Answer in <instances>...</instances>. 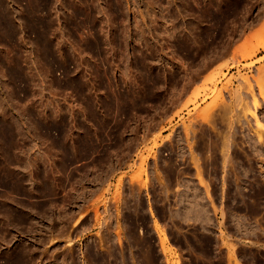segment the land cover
<instances>
[{
	"label": "rangeland",
	"instance_id": "rangeland-1",
	"mask_svg": "<svg viewBox=\"0 0 264 264\" xmlns=\"http://www.w3.org/2000/svg\"><path fill=\"white\" fill-rule=\"evenodd\" d=\"M262 65L264 0H0V264H264Z\"/></svg>",
	"mask_w": 264,
	"mask_h": 264
},
{
	"label": "bare ground",
	"instance_id": "bare-ground-1",
	"mask_svg": "<svg viewBox=\"0 0 264 264\" xmlns=\"http://www.w3.org/2000/svg\"><path fill=\"white\" fill-rule=\"evenodd\" d=\"M39 2H40V1H39ZM30 21H31V20H30ZM252 50H253V49H252ZM253 51H254V50H253ZM255 51H256V50H255ZM250 53H252V51L249 52L248 54H250ZM257 60H258V59H257ZM260 67H262V68L259 69ZM260 67L257 68V69H259V70H257V71H259V74L257 73L258 75L254 76L255 78L252 76L250 79H253V80H251V81L254 82L256 88H257L258 90H261L260 92H257L258 95H259V94H262V95H260V97H261V96L264 97V93L262 92V91H264V90H263V89H264V68H263L264 65H262V66H260ZM255 74H256V73H255ZM247 77H248V76H247ZM247 77H246V75H245V76H242V77H240V80H241V82H242L243 84H245L243 87H245V86H246L247 88L249 87V89H250L251 91L249 90L250 92H249V91H248V92H249L251 95H254V94H252V93H254V92H253V89H251L252 87H251V84H250V80H248L249 78H247ZM242 83H241V84H242ZM254 84H253V85H254ZM247 85H248V86H247ZM246 87H245V88H246ZM241 88H242V87H241ZM240 90H241V89H240ZM235 91H236V90H234V92H235ZM254 91H255V90H254ZM261 92H262V93H261ZM227 93H228V91H227ZM236 94H237V91H236ZM229 96H230V95H229ZM263 97H261V98H263ZM250 98H251V97H250ZM254 98L256 99V96H255V95L252 96V99H251V100H252V101L254 100V101H253V104L251 103V106L253 105L252 108L255 110V108H256V107H255V104H256V102H257V99L255 100ZM257 98H258V96H257ZM235 99H236V97H235ZM243 99H244V98H243ZM258 99H259V98H258ZM239 100H240V99H239ZM237 101H238V100H237ZM241 101H242V100H241ZM252 101H251V102H252ZM255 101H256V102H255ZM243 102H244V101H243ZM249 102H250V101H249ZM254 102H255V104H254ZM240 103H241V102H240ZM257 103H258V102H257ZM245 105H246V104H245ZM256 105H258V104H256ZM207 106H208V105H207ZM221 106H222V105H221ZM221 106H220V107H221ZM223 106H224V105H223ZM228 106H229V105H228ZM234 106H235V104H234ZM242 106H243V105H242ZM248 106H249V105H248ZM220 107H219V108H220ZM225 107H226V106H225ZM240 107H241V106H240ZM244 107L246 108V110L249 109V110H248V111H250V112H249V115L253 117V119H254L253 122L255 123L254 125H255V126H262L261 122L259 121L260 119H259V118L257 117V115L255 114V111H254V110H251L249 107L247 108V106H244ZM219 108H218V109H219ZM245 108H244V109H245ZM201 109H202V108H201ZM201 109H199V111H200ZM205 109H206V108H205V106H204V110H205ZM226 109H227V108H226ZM228 109H229V108H228ZM224 110H225V109H224ZM240 110H242V109H240ZM246 110H245V111L242 110V112H243V111L246 112ZM201 112H202V110H201ZM215 112H216V111H215ZM215 112H214V113H215ZM203 113H204V111H203ZM229 113H230V112H229ZM212 114H213V113H212ZM179 116H181V115H179ZM214 116H215V115H214ZM219 116H220V115H219ZM235 116H236V114H235ZM208 117H209V116H208ZM210 117H211V116H210ZM216 118H218V117H216ZM240 118H241V117H240ZM211 119H212V118H211ZM209 120H210V119H209ZM219 121H220V120H219ZM228 121H229V120H228ZM228 121H227V122H228ZM234 121H235V120H234ZM237 121H238V120H237ZM208 122H209V121H208ZM220 123H221V122H220ZM212 124H213V123H212ZM212 124H211V125H212ZM225 124H227V123H225ZM229 124H230V122H229ZM227 125H228V124H227ZM227 125H226V126H227ZM230 126H231V125H230ZM232 126H233V125H232ZM223 128H224V126H223ZM225 128H226V127H225ZM232 128H233V127H232ZM258 128H260V127H257V129H258ZM215 129H216V128H215ZM192 130H193V129H192ZM255 130H256V128H255ZM255 130H254V132L257 131V130L255 131ZM259 130H260V129H258V131H259ZM260 131L262 132V130H260ZM260 131H259L258 133H260ZM254 132H253V133H254ZM192 134H193V133H192ZM231 134H232V131H231ZM259 135H260V136H258V138H259V137L261 138L262 133H260ZM185 136H186V135H185ZM185 136H184V137H185ZM188 136H189V135H188ZM197 136H198V135H197ZM256 136H257V132H256ZM256 136H255V137H256ZM231 137H232V136H231ZM214 138H215V137H214ZM224 138H225V137H224ZM258 138H257V140H259ZM192 139H193V138H192ZM220 139H221V138H220ZM225 139H226V138H225ZM213 140H214V139H213ZM263 140H264V139H263ZM182 141H183V140H182ZM210 141H211V140H210ZM217 141H218V140H217ZM224 141H225V140H224ZM188 142H189V141H188ZM225 142H226V141H225ZM232 142H233V141H232ZM259 142H260V140H259ZM189 143H190V142H189ZM189 143H188V144H189ZM195 143H196V142H195ZM221 143H222V142H221ZM221 143H220V147H221L222 150L224 151V148L222 147L223 145L221 146ZM261 143H262V142H261ZM223 144H224V143H223ZM229 145H230V144H229ZM204 146H205V144H204ZM214 146H215V145H214ZM224 146H225V144H224ZM187 148H189V147H187ZM198 148H199V147H198ZM212 148H213V147H212ZM221 148L219 149L220 151H221ZM225 148H226V147H225ZM226 149H227V148H226ZM226 149H225V151H226ZM219 150H217V151H219ZM212 151H213V150H212ZM215 151H216V150H215ZM189 152H190V150H189ZM196 152H197V151H196ZM200 152H201V151H200ZM227 152H228V151H227ZM218 153H219V152H218ZM189 154L191 155V154H193V153H189ZM211 154H212V153H211ZM220 154H221V156H222V152H221ZM220 154H219V156H220ZM224 154L227 155L226 152H225ZM213 155H214V153H213ZM226 155H225V156H226ZM140 156H141V155H140ZM228 156H229V155H228ZM192 158H193V157H192ZM225 158H226V157H225ZM223 159H224V158H223ZM223 159H222V160H223ZM227 159H228V158H227ZM194 160H195V159H194ZM197 160H198V159H197ZM210 160H211V158H210ZM211 161H212V160H211ZM193 163H196V164H197V162H195V161H194ZM224 163H225V160L223 161V163L220 162V164H224ZM196 164H194V165H196ZM202 164H203V162H202ZM229 165H230V164H229ZM195 167H196V166H195ZM224 167H226V166H224ZM203 168H204V167H203ZM227 168H228V167H227ZM231 168H232V167H231ZM182 169H183V168H182ZM200 169H201V167H200ZM195 170H196V169H195ZM197 170H198V169H197ZM197 170H196V171H197ZM196 171H195V173H196ZM187 172H188V171H187ZM197 172H198V171H197ZM181 173H182V172H181ZM234 173H235V172H234ZM197 174L199 175V173H197ZM197 174H196V175H197ZM236 175H237V174H236ZM196 177H197V176H196ZM201 179H202V177H201ZM204 179H205V178H204ZM197 180H199V177H198ZM198 182H199L200 184H203V183H202V180H199ZM203 182H204V181H203ZM206 182H207V181H206ZM206 182H205V183H206ZM176 183H177V182H176ZM203 185H204V184H203ZM205 185H207V184H205ZM205 187H206V186H205ZM206 189H207V188H206ZM207 193H208V191H207ZM194 198H196V197H194ZM192 200H193V199H192ZM8 210H9V209H8ZM11 212H12V211H11Z\"/></svg>",
	"mask_w": 264,
	"mask_h": 264
}]
</instances>
